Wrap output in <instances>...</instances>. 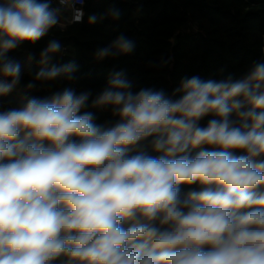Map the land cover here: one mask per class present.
<instances>
[{"label": "clouds", "instance_id": "9594fccd", "mask_svg": "<svg viewBox=\"0 0 264 264\" xmlns=\"http://www.w3.org/2000/svg\"><path fill=\"white\" fill-rule=\"evenodd\" d=\"M60 11L50 0L0 5V96L21 79V64L6 53L39 41L59 24ZM83 15L75 9L73 22ZM113 46L98 49L97 58L134 49L123 35ZM60 48L51 41L41 63ZM78 67L53 64L36 80H74ZM132 89L118 71L95 98L65 87L0 111V264L60 257L67 264H264V159H257L264 156V63L241 79L185 77L171 95ZM90 100L118 119L95 123L94 112H82ZM209 113L217 118L200 127ZM154 136L162 155L131 154ZM202 145L219 150L190 157L189 149ZM194 183L202 190L182 198L179 185Z\"/></svg>", "mask_w": 264, "mask_h": 264}, {"label": "trees", "instance_id": "16d2710c", "mask_svg": "<svg viewBox=\"0 0 264 264\" xmlns=\"http://www.w3.org/2000/svg\"><path fill=\"white\" fill-rule=\"evenodd\" d=\"M112 10L119 12L118 18L111 14ZM83 13L82 22L64 29L54 26L39 41L23 42L6 53L21 64V79L11 93L0 96V111L19 109L29 97H50L65 87L77 93L91 90L95 98L118 71L132 81L133 91L163 89L171 95L185 77L221 80L231 75L241 79L255 64L264 63V0H84ZM91 15L98 17L96 23H89ZM121 35L133 41L134 49L98 59L97 50L113 46ZM53 40L59 41L61 48L50 54L47 64H42L41 52ZM113 51H117L114 46ZM30 55L34 59L30 60ZM72 61L79 66L73 73L76 79L61 76L53 81L36 80L41 68ZM29 82L42 92L24 91ZM83 111L94 112L99 125L108 126L118 119L110 109L92 107L91 100ZM214 118L217 117L209 113L198 122L199 126L206 127ZM230 119L238 118L233 113ZM154 138L141 142L131 154L162 155L151 145ZM202 150L219 149L202 145L190 148L188 154L194 157ZM202 187L199 183L181 184L180 195L186 198ZM259 191L264 192V187ZM54 264H67L66 258L60 257Z\"/></svg>", "mask_w": 264, "mask_h": 264}, {"label": "built area", "instance_id": "2783aa9c", "mask_svg": "<svg viewBox=\"0 0 264 264\" xmlns=\"http://www.w3.org/2000/svg\"><path fill=\"white\" fill-rule=\"evenodd\" d=\"M8 2H9V0H4V4H7ZM53 3L56 5L57 8L64 10V12L66 13L64 24H57L56 26H58L61 29H64L66 26L80 23V22H73V16H74L75 9H82L83 10L84 3L83 4L75 3L74 7H73V6L61 5L59 3V0H53V2H52V0H50V4L52 5L53 9H55V7L53 6ZM62 27H64V28H62ZM0 79H5V78L0 76Z\"/></svg>", "mask_w": 264, "mask_h": 264}, {"label": "crops", "instance_id": "0c3cea01", "mask_svg": "<svg viewBox=\"0 0 264 264\" xmlns=\"http://www.w3.org/2000/svg\"><path fill=\"white\" fill-rule=\"evenodd\" d=\"M52 2H53V0H52ZM2 4H4V0H1L0 5H2ZM53 6L55 7V9L57 8L54 3H53ZM65 16H66L65 12L59 14V24H64Z\"/></svg>", "mask_w": 264, "mask_h": 264}, {"label": "water", "instance_id": "95a60500", "mask_svg": "<svg viewBox=\"0 0 264 264\" xmlns=\"http://www.w3.org/2000/svg\"><path fill=\"white\" fill-rule=\"evenodd\" d=\"M24 91H28V92H42V90H40L39 88H32V89H28V88H25Z\"/></svg>", "mask_w": 264, "mask_h": 264}, {"label": "rangeland", "instance_id": "374dc122", "mask_svg": "<svg viewBox=\"0 0 264 264\" xmlns=\"http://www.w3.org/2000/svg\"><path fill=\"white\" fill-rule=\"evenodd\" d=\"M61 13H64V10H61V11H60V14H61ZM62 28H64V27H62Z\"/></svg>", "mask_w": 264, "mask_h": 264}]
</instances>
